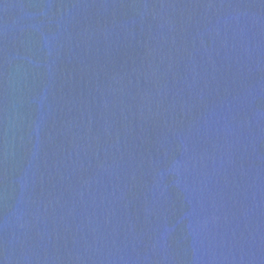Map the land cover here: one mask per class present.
Returning a JSON list of instances; mask_svg holds the SVG:
<instances>
[{
	"label": "water",
	"instance_id": "95a60500",
	"mask_svg": "<svg viewBox=\"0 0 264 264\" xmlns=\"http://www.w3.org/2000/svg\"><path fill=\"white\" fill-rule=\"evenodd\" d=\"M0 264H264V0H0Z\"/></svg>",
	"mask_w": 264,
	"mask_h": 264
}]
</instances>
